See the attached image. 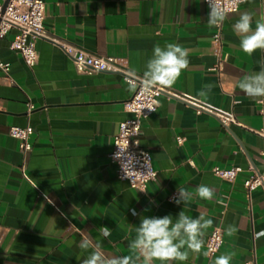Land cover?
I'll return each instance as SVG.
<instances>
[{
	"label": "crops",
	"instance_id": "0c3cea01",
	"mask_svg": "<svg viewBox=\"0 0 264 264\" xmlns=\"http://www.w3.org/2000/svg\"><path fill=\"white\" fill-rule=\"evenodd\" d=\"M44 2L50 32L118 57L141 73L155 45L178 43L188 50L190 63L171 88L233 112L245 126L264 125L262 97L250 98L237 86L246 74L260 71L264 52H243L232 28L247 11L254 29L264 16V0H245L228 13L221 44L207 24L204 0ZM15 33L0 39V58L10 63L8 74L0 68V264H82L91 251L79 247L84 236L102 241L106 255H124L141 216L175 219L184 207L194 218L213 219L202 251L215 227L222 229L223 243L214 255L190 254L188 261L173 264H212L232 252L231 264H264V187L249 198L243 186L244 178L264 168L260 136L239 125L225 127L214 114L197 113L187 99L163 94L140 135L157 175L144 189L133 188L117 177L110 160L118 124L128 115L124 102L133 92L122 75L79 72L71 57L43 38L35 41L38 59L29 67L10 48ZM208 85L209 96L200 97ZM27 124L33 126L32 148L23 153L9 129ZM214 166L243 171L229 182L214 174ZM202 183L214 189L211 201L174 202L178 188L195 193ZM228 225L238 229L232 237ZM103 226L110 231L107 239L98 231Z\"/></svg>",
	"mask_w": 264,
	"mask_h": 264
},
{
	"label": "built area",
	"instance_id": "2783aa9c",
	"mask_svg": "<svg viewBox=\"0 0 264 264\" xmlns=\"http://www.w3.org/2000/svg\"><path fill=\"white\" fill-rule=\"evenodd\" d=\"M6 5L4 6L5 2ZM207 7L208 4L204 0ZM245 0H220L222 6L228 9V13L237 12ZM209 8V7H208ZM45 2L44 0H0V39L8 35L15 29L16 33L10 42V48L17 51L24 62L33 67L38 59L35 48V41L39 38L49 40L59 46L75 63L79 72L92 74L94 72H115L122 75L125 82L135 79L137 88L131 96L124 102V110L127 116L118 124L117 132L113 138V147L110 153V160L116 166L117 177L126 180L133 188L144 189L147 183L154 180L157 170L152 163V156L148 149L141 146L140 135L143 121L153 114L159 106V97L167 95L169 97L185 98L173 88H154L150 93H146L139 85L142 73L133 70L127 63L112 55H102L95 53L80 44L71 42L65 38L50 32L45 24ZM223 24L214 27L213 38L221 44V33ZM0 68L8 74L10 63L0 58ZM187 99L191 102L197 113L206 111L217 116L221 124L225 127L231 124L246 127L262 138L263 145L260 153L264 159V125L259 129L245 126L239 122L233 112H228L220 108H215L201 101ZM264 103V97L260 99ZM158 102V103H157ZM155 107L151 111L147 107ZM34 106L29 102V110ZM33 133V126H11L9 134L19 140V147L23 153L32 148L30 141ZM178 142L183 141L178 137ZM243 171L240 166L221 167L214 166L213 172L223 180L233 182ZM243 186L247 196L250 198L251 192L257 187H264V168L254 170L249 176L244 178ZM223 243V232L220 227L211 230L207 241L206 251L214 255ZM247 264H256L255 260H249Z\"/></svg>",
	"mask_w": 264,
	"mask_h": 264
},
{
	"label": "clouds",
	"instance_id": "9594fccd",
	"mask_svg": "<svg viewBox=\"0 0 264 264\" xmlns=\"http://www.w3.org/2000/svg\"><path fill=\"white\" fill-rule=\"evenodd\" d=\"M209 12L207 24L209 27H218L227 19L228 9L221 5L220 0H206ZM233 32L240 38V48L248 55L257 50L264 52V16L255 21L253 29V14L243 12L232 26ZM188 50L178 43L159 44L152 49V56L146 61L139 80L140 87L150 93L154 88H170L175 84L189 66ZM129 89L135 91L137 81L128 80ZM238 88L250 98L264 97V60L260 61V71L243 76ZM211 86H205L199 96L207 98ZM158 103V102H157ZM155 111V107H147ZM36 187V186H35ZM214 189L206 184L197 186L195 193L186 188H178L175 198L176 204L187 205L194 198L211 201L214 198ZM132 214L136 215L135 209ZM213 219L206 218L204 214L197 217L188 215L185 207L175 219L171 215L162 217L141 216L140 223L135 227V236L128 243V253L124 255L109 256L101 251L102 241L93 242L84 236L79 244L82 250L89 251L82 264H173V262H186L190 254L208 256L202 251L205 246L204 237L207 230L213 226ZM100 236L107 239L110 235L107 226L98 229ZM238 229L235 225H228L226 234L234 236ZM235 253L219 255L212 264H231Z\"/></svg>",
	"mask_w": 264,
	"mask_h": 264
},
{
	"label": "water",
	"instance_id": "95a60500",
	"mask_svg": "<svg viewBox=\"0 0 264 264\" xmlns=\"http://www.w3.org/2000/svg\"><path fill=\"white\" fill-rule=\"evenodd\" d=\"M7 1L5 2L4 6L6 5Z\"/></svg>",
	"mask_w": 264,
	"mask_h": 264
}]
</instances>
